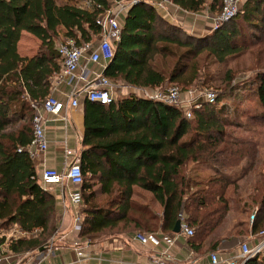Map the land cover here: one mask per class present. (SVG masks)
Returning <instances> with one entry per match:
<instances>
[{
  "label": "trees",
  "instance_id": "1",
  "mask_svg": "<svg viewBox=\"0 0 264 264\" xmlns=\"http://www.w3.org/2000/svg\"><path fill=\"white\" fill-rule=\"evenodd\" d=\"M170 2L185 12L206 6L216 13L222 0ZM111 5L112 0H0V234L14 226L27 234L9 240V252L37 250L56 227L55 198L37 183L34 162L24 149L34 113L30 101L48 95L50 78L61 64L54 39L61 32L62 38L76 44L90 42L99 34L96 18ZM245 31L264 35V0H242L234 17L203 35L187 33L138 0L126 9L101 74L147 89L165 82L192 85L200 59L222 63L253 44L245 39ZM23 33L39 41L30 56L17 50ZM255 81L254 92L264 110V72ZM219 99L201 102L187 118L181 107L143 99L134 91L108 104L84 98L77 151L82 175L78 235L122 232L130 225L147 233L156 225L159 236L170 238L176 235L172 227L179 219L192 229L186 244L198 248L224 216L225 206H210L221 201L224 183L208 179L204 188L197 189L196 179L183 170L188 163L227 161L218 159L224 151L217 149L223 143V127L229 122L225 108L216 106ZM94 182L97 189L92 188ZM133 186L151 194L160 214L131 199ZM97 193L107 198L99 205L92 203ZM258 224L256 219L252 230ZM221 242L214 239L208 251L220 255L234 251L225 252ZM241 264H264V257H249Z\"/></svg>",
  "mask_w": 264,
  "mask_h": 264
},
{
  "label": "rangeland",
  "instance_id": "2",
  "mask_svg": "<svg viewBox=\"0 0 264 264\" xmlns=\"http://www.w3.org/2000/svg\"><path fill=\"white\" fill-rule=\"evenodd\" d=\"M70 2L74 3L75 0ZM215 15L217 12L212 15V19ZM212 26L211 20L207 28L212 30ZM245 34V39L253 44L244 51L228 57L222 63L209 58L199 60L200 70L192 84L195 88L191 84L175 82L180 87L181 93L188 89L204 88L214 91L215 96L220 97L216 106L222 105L225 108V116L229 120L223 127V143L217 148L224 149L222 154L218 155V159L227 161L224 164L220 162L188 163L183 170L196 179L199 184L197 189L204 188L208 179H218L224 183L221 201L216 200L210 206L226 207L224 216L211 233L215 240L222 241L221 245L225 247V252L235 251L241 243L251 247L261 240L259 231L264 233V205L261 203L264 199V110L260 107L254 92L255 76L264 72V35L251 31H245ZM62 39L59 32L54 39V46L58 45ZM38 44L39 41L35 37L23 33L17 43V50L20 55L30 56L36 51ZM166 85H168L167 82L162 87ZM119 96L116 93L115 99ZM213 187L215 189V186ZM95 198L92 203L97 205L107 199L102 194ZM131 199L139 204L149 205L157 213V206L150 194L137 190L131 195ZM256 219L259 220V224L255 230H252L251 224ZM9 230L8 228L6 231ZM123 230L125 231L115 233L128 232L132 236L135 233L146 234L142 229L134 228L132 225ZM112 233L114 232L98 234L105 236ZM147 233H159V229L155 225L152 231ZM91 236L94 234L88 235V240ZM38 253L33 248L22 252L21 258H36Z\"/></svg>",
  "mask_w": 264,
  "mask_h": 264
},
{
  "label": "built area",
  "instance_id": "3",
  "mask_svg": "<svg viewBox=\"0 0 264 264\" xmlns=\"http://www.w3.org/2000/svg\"><path fill=\"white\" fill-rule=\"evenodd\" d=\"M138 0H118L114 7L105 10L96 18V24L99 26V40L96 46L90 48L88 43L76 44L71 38H63L62 41L55 46L57 54L60 56L61 64L58 72L50 78V86L56 81H66L67 83H75L85 80L88 70L85 67L86 62L80 63V58L84 52L89 50L87 61L96 63L99 61L107 62L111 57L114 42L118 40L121 19L119 13L125 10L131 4ZM242 0H222L220 9L212 19V29L218 27L222 21L234 17L240 9ZM173 5L170 0H153L150 2L154 8H163L166 5ZM89 3L86 1L85 6ZM117 83L105 78L101 73L97 74L93 81L86 82L79 89L72 86L68 92L69 107H76L78 104V95L84 94V98L89 101H95L100 104H108L113 101L111 90ZM133 91L146 100L160 101L183 109L184 115L191 118V109L199 108L201 102L213 103L215 93L210 89H188L181 93L176 85L168 84L164 87L152 89L142 87H132ZM182 95H185L182 97ZM30 105L34 109L31 118V137L25 146L28 157L34 162L37 157L44 155L47 149V141L44 134V114L57 115L59 113L60 104L49 93L46 97L37 101H30ZM64 161L61 172H53L46 168H42L37 175V183L43 188L45 183L54 182L61 183L63 180L70 183L71 189L68 191L67 198L70 206L73 208L72 213V231L78 233L80 230V212L81 204L80 184L82 182L81 170L79 167L78 155L70 149H63ZM180 232L185 236L192 234V229L185 224H180ZM261 240L249 247L246 243H241L235 251L229 255H220L215 252L208 253V264H241L246 258L259 256L264 257V233L259 231ZM24 233L18 228L9 230V232L1 233L3 242L0 243V262L5 258L2 245L9 240L23 236ZM132 239L138 241L141 245H149L150 247H161V257L153 256L149 264H170L171 256L169 254V246L172 239L166 236H158L155 233H135ZM52 237L43 245V249L38 253L36 258H20L17 264H39L40 261L52 255L51 251ZM163 243V244H162ZM75 246V256L78 258H88L78 242L73 243ZM162 244V246H161Z\"/></svg>",
  "mask_w": 264,
  "mask_h": 264
},
{
  "label": "crops",
  "instance_id": "4",
  "mask_svg": "<svg viewBox=\"0 0 264 264\" xmlns=\"http://www.w3.org/2000/svg\"><path fill=\"white\" fill-rule=\"evenodd\" d=\"M112 1L113 5L111 7H114L115 2L114 0ZM141 1L150 4L153 0ZM155 10L166 21L180 26L187 33L193 35H203L209 32L210 29L207 27L210 25L212 15L215 14L209 12L206 6L197 12H185L171 4L163 8H155ZM125 11L126 9L119 13L120 19L123 18ZM98 40V35L93 37L89 42L90 48H94ZM88 55L89 50L84 52L80 58V63L86 62L84 64L88 70L85 80L75 83H67L62 80L56 81L49 88V94L58 101L60 109L57 115H43L45 119L44 134L47 141V149L44 155L37 157L34 161L37 175H39L42 168L56 173L61 172L65 159L64 148L70 149L77 154L79 139L83 129L82 102L84 94L80 93L78 95L76 107H69L67 95L73 85L79 89L86 82L93 81L95 76L101 73L106 64V62L102 61L96 63L87 61ZM116 83L111 90V95L114 99L116 93L122 96L133 92L131 86ZM96 185H93L92 188L97 189L98 185ZM43 188L50 191L55 198L56 227L52 235V255L40 261L39 264H149L153 256L162 258L160 246L150 247L149 245H141L138 241L132 239V235L128 234V232H114L105 236L94 234L89 240L87 236L82 237L77 235L78 233L71 229L73 208L70 206L67 198L68 191L71 189L70 183L64 180L61 183L47 182ZM137 190L150 194L136 186H133L132 194ZM154 202L155 206H157V214H160V208L155 200ZM14 228L17 227H11L10 230L12 231ZM155 234L161 235L160 233ZM23 236H27V234ZM170 238L172 239V244L168 249L172 258L170 264H208V250L211 242L214 240L213 235L206 236L195 250L188 247L185 242L186 236L182 232ZM73 241L79 243L84 253L88 255V258L77 259ZM6 244L2 245L5 258L0 264H17L18 260L22 257V253L9 252ZM226 255H229V253Z\"/></svg>",
  "mask_w": 264,
  "mask_h": 264
},
{
  "label": "water",
  "instance_id": "5",
  "mask_svg": "<svg viewBox=\"0 0 264 264\" xmlns=\"http://www.w3.org/2000/svg\"><path fill=\"white\" fill-rule=\"evenodd\" d=\"M172 233L178 234L180 233V220H175L173 227H172ZM43 249V246L37 248V251L40 252Z\"/></svg>",
  "mask_w": 264,
  "mask_h": 264
}]
</instances>
